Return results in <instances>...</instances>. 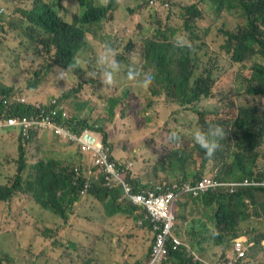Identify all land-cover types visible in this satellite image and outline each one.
<instances>
[{"label":"trees","instance_id":"16d2710c","mask_svg":"<svg viewBox=\"0 0 264 264\" xmlns=\"http://www.w3.org/2000/svg\"><path fill=\"white\" fill-rule=\"evenodd\" d=\"M103 1L99 4L98 0H71V5L67 0H53V4L33 0L31 8L24 5L15 7L9 17L19 19L21 24L17 29L20 30L11 34L5 25L0 24L3 33L0 46L3 44L10 46L11 50L7 57L15 59V62H18L19 57L24 53L21 48L22 40H27L32 45L45 46L42 69L36 72V76L42 77L43 74L47 75L55 69L66 67L74 57L77 60L78 56L91 47L96 46L104 50L105 45H110L119 55L117 60L120 63V70L115 74L114 81L120 80L121 85L115 88L112 83L105 87L113 88L115 91L127 84L130 87H137L135 93L130 89L126 91L124 89L122 97L116 95V98L111 97L112 112L120 104L121 99H129L132 94L136 97L149 89L154 90L155 96L165 94L174 100L177 107L168 109V115L161 114L162 127H165L167 132L175 131L182 138L191 139L192 143L184 147L177 144L178 148L163 155L162 159L159 160L157 157L159 160L157 164L153 159L157 153L151 154V157L145 161L144 167L132 173V179L127 178L133 188V194L154 190L157 186L172 189L190 184L196 187L200 181L207 178L205 174H210L213 182L218 181L221 184L243 183L245 180L264 181V155L261 158L262 162L258 163L261 157L259 149L264 145V118L258 119L260 110L258 106L251 105L237 110L236 117L230 123L238 120L239 117L241 119L236 124H230L228 137L219 138V146L211 157L195 143L193 137L187 136L186 130L192 129L193 126L187 128L180 125V122L186 120L185 115L191 113L201 117L200 123L196 126L197 130H206L210 124L219 125L224 129L229 124L227 120H230L226 113L216 108L204 109V111L200 109L204 101L214 98L213 82L211 72L203 71L197 75L201 61L194 55V48L191 47L189 39V34L193 38V28L197 24L209 21L214 12L217 17L221 16L224 22L225 48L231 54L233 62L243 63L257 55L264 59V0H141L137 9L125 4L127 0ZM4 4L5 1H0V7ZM7 8L6 12L0 14L2 22H5ZM123 12L135 14L149 25L143 27L139 21L136 26L138 40L142 46V60L138 62L129 59L126 53L120 51L125 35L116 34V31L122 27L119 19ZM13 25L15 24L12 23L10 26ZM237 27L239 28L234 31ZM129 64H136L142 69H151L154 79L149 86L145 87L138 78L128 82L132 79L127 75ZM89 66L91 71L95 68V63ZM96 72L98 73L99 69ZM120 72L121 74L118 75ZM251 72L250 77L244 78L242 93L262 100L264 99V63H254ZM87 76L89 78L74 91L79 101L82 99L79 89L92 88L96 93L102 88L97 85L98 75ZM1 95L12 98L17 93L1 79L0 97ZM81 102V110L93 108L89 106L87 100L83 99ZM62 104L65 106V103ZM23 105H18L21 114L31 115L34 111L33 107L28 106L27 103ZM49 106L51 104L43 107L48 109ZM3 110L7 114L4 118L0 117L1 123L14 114L13 111L8 110V107H3L0 100V116ZM78 122V129L81 132L89 129L98 136L103 145L111 146L108 142V134L102 128L91 124L89 119ZM56 123L60 124V119ZM51 135L47 131L40 139L39 145H44V148L57 146L67 151L71 162L57 160V149H53L49 153L50 157H46L44 154L46 149L40 148L41 160L29 166L26 151L20 146L19 152L12 160L18 166L15 177L8 180L7 184L0 183V204H9L18 196H24V201L15 218L0 216V229L13 225L19 228L28 227L36 222L37 213L47 212L51 217L57 216L56 214L64 215L63 205L66 204L67 199L73 203L80 199V193L89 191V195L96 198L105 213L93 216V222L101 232L100 238L95 241L99 255L107 260V264H134L137 260L142 264H149L158 230H154L152 222L146 216L147 211L143 210L146 220L143 222L140 217L139 222L135 212L140 207L133 203L130 195L125 193L124 187L121 189L111 187V194L106 192L107 188L98 186L94 182L101 175L110 176L95 163L97 157L94 156V152L89 156L76 142L64 140L58 135H54L56 139H53ZM2 140L3 138L0 139V151ZM58 141L62 145H59ZM228 142L238 149L223 155V149L229 145ZM5 146L9 147L7 143ZM198 158H201L199 163L189 162L179 167L177 165L183 159ZM26 168L31 171L21 175ZM3 172L0 169V179ZM201 193H190L187 195L188 199L183 195L178 196L176 207L177 211L178 207L181 209L182 214L181 217L177 216L173 228V233L177 237H180L178 234H182L192 241H199L195 243L197 245L203 243L218 246L225 254L231 252L238 242L243 243L246 254L264 248V226L253 223L252 232L249 233V239L252 240L244 242L241 239L246 234L242 227L245 222L264 221V187L238 186L234 194H231L227 187H218ZM76 213L83 214L81 211ZM205 217H209L210 221H204ZM59 218L68 221L66 217ZM209 226H212L213 233ZM260 228L263 231L257 232ZM145 232L153 233V243L150 244L145 255L138 257L139 252L143 250L142 247L145 246L139 234L146 236ZM116 240H119L117 245L120 249L117 253ZM47 248L54 264L58 243L52 236L47 240ZM187 248L184 242L176 252L170 253L168 259L160 264H199L193 262V259L191 261ZM201 249L203 248H198V251Z\"/></svg>","mask_w":264,"mask_h":264},{"label":"rangeland","instance_id":"374dc122","mask_svg":"<svg viewBox=\"0 0 264 264\" xmlns=\"http://www.w3.org/2000/svg\"><path fill=\"white\" fill-rule=\"evenodd\" d=\"M0 1H5L3 6L5 12L8 6L5 28L11 34L17 33L20 29H16L14 32L10 30L15 26H19L21 23L18 18L11 19L9 16L14 12L15 7L24 5L25 7L31 8L33 6V0ZM37 1H46L53 4V0ZM67 1L72 5L71 0ZM103 2V0H98L99 4ZM140 3L141 0H127L125 4L132 9H137ZM139 21L143 27L149 26L147 22L139 19L137 15L123 12V15L119 19L122 27L116 31V34L125 35V40L121 44L120 51L126 53L127 57L135 62L142 60V46L139 43L136 31V26ZM12 23L15 25L10 26ZM238 28H235L234 31ZM193 29V38L189 34V39L191 41V47L194 48V55L201 61L197 75L203 71L211 72L213 82L214 98L204 101L200 105V109L204 111V109L216 108L230 117V120H227L229 124L223 129V137L227 138L228 131L231 129L230 122L236 117L238 109L256 105L261 112H264V99H254L242 93L244 78L250 77L252 65L256 62L264 63V59L257 55L243 63L237 64L233 62L231 54L225 48L226 37L224 31L226 30L224 22L221 16L217 17L214 12L209 21L197 24ZM0 38H3L1 30ZM21 48L24 53L19 57L18 62H15V59L6 57L5 62L0 64V73L4 74L5 82L13 84L17 81L19 84L14 89L15 92L29 97L39 105H49L53 100L61 104L65 103V109L69 111L70 116L78 120L90 119L91 124H96L97 127L102 128L108 134V142L111 144L114 156L119 160L123 159L128 163H133L131 171H123V175L129 180L132 179V173H136L141 167H144L145 161L151 157V154L157 153L153 156L157 164L163 158V155L177 149V144L183 147L191 145L192 140L184 139L182 136H180L181 139L178 142L168 139L169 132L165 130V127H162L163 120L160 117L162 113L168 115V109H175L177 106L174 104V100L165 94L155 96L153 89L143 91V93L138 94L136 97L132 94L129 99H121L120 104L112 112L111 106L113 105L110 98H116V96L122 97L124 89L125 91L126 89H130L131 92L135 93L137 87H130L127 84L115 91L113 88L107 89L99 79L97 80V85L102 88L98 92L95 93L92 88L86 90L79 89L82 96L81 101L85 99L89 102V106L93 107L92 109L81 110L82 102L76 99L75 95L77 93H74V91L89 78L87 76L90 71L89 65L95 63V68L90 73L96 72L99 69L96 60L103 53V49L95 46L85 50L77 58L79 67L67 74L64 78H60L58 69H55L47 75L43 74L42 77L36 76V72L42 69L43 66L44 60L42 55L45 51V46L32 45L27 40H22ZM0 50L8 53L11 48L3 44L0 46ZM118 58L119 55L116 54V59ZM120 74L121 72L118 75ZM130 81H133V78L128 82ZM113 83L115 88L121 85L120 80L117 82L113 80ZM185 117L186 120L180 122V125L187 126V128L192 125L193 128H188L186 134L188 137H193L194 132L197 130L196 126L201 121V117L196 113L187 114ZM171 120H174V118H171ZM181 129L180 127L179 130ZM0 132L4 133L1 129ZM44 134L37 135L28 144L26 148L27 163L31 166L32 164L30 162L33 161V163H36L40 161L42 158L41 149H46L44 151L46 157H50L49 153L53 149H57V160L70 163L71 159L67 151L61 150L57 146L44 148V145H39V141ZM51 138L56 139L54 135H51ZM228 143L229 145L223 149V155L226 152L238 149L231 142ZM59 145H62V143L59 142ZM259 153L261 157L258 163H261L262 155H264V145L259 149ZM157 157L159 160H157ZM199 159L201 158L183 159L177 165L179 167L189 162L199 163ZM211 166L212 164H210ZM17 169V164H14L10 165L9 169L4 170L1 174V183L6 184L8 180L13 179L17 173ZM205 175L207 178H211L209 176L210 174ZM121 182L124 183L122 180ZM225 184L232 183L226 182ZM113 188L121 189V183L116 182ZM106 192L112 194V189L107 188ZM23 201L24 196H18L9 204H0V216L4 215L15 218L19 214V207ZM90 201V198H82L79 206ZM138 206L140 207L138 210L141 211V214L136 211L135 215L139 222L140 217H142L144 222L146 220L145 212L140 205ZM78 211L83 212V214L76 213V206L73 207L72 214L67 222L56 216L51 217L45 212L37 213L35 216L36 222L28 227L19 228L13 225L6 229H0V264H52L47 248V240L50 236L56 239L58 243V248L55 251L56 257L54 264L57 262L59 264H107V260L101 257L99 251L95 248V241L100 238L101 232L99 227L93 222V216L105 214L101 205L98 208H94V212H88L85 207H79ZM181 214V209L178 207L177 216L181 217ZM146 216L148 217V214ZM203 220L209 222L210 218L205 217ZM252 224L253 222H245L242 226L246 233L241 238L244 242L252 240L249 239V233L252 232ZM209 227L211 233H213L212 226ZM110 228L111 226H109ZM262 231L263 229L261 228L257 230V232ZM145 233L147 234L146 236L139 234L145 246L142 247L143 250L139 252L138 257L145 255L150 244L153 243V233ZM178 235L184 242L188 239L185 235ZM118 241L116 240L115 242L116 253L120 250L117 245ZM198 242L193 240L192 243ZM191 245L188 246L187 250L192 261ZM225 255V252L221 249L215 248L212 244H208L204 248L202 259L205 263H213L214 258L218 259ZM134 264H142V262L137 260ZM239 264H264V248L248 252L246 259Z\"/></svg>","mask_w":264,"mask_h":264},{"label":"clouds","instance_id":"9594fccd","mask_svg":"<svg viewBox=\"0 0 264 264\" xmlns=\"http://www.w3.org/2000/svg\"><path fill=\"white\" fill-rule=\"evenodd\" d=\"M1 9H4V11L1 12L0 14L5 12V8L3 6L0 7V10ZM96 63L99 66V72L98 73L92 72V73H89L87 75H91L93 77H96L98 75L100 81H102V83L104 85L112 84L114 77H115V74L120 70V63L116 59L115 49H113L110 45H105L104 51L101 55H99L97 57ZM78 67H79V62L74 57L67 64L66 67L59 68L58 75L60 78H64L67 74L71 73L72 71H74ZM127 75L130 78H138L139 81L145 87L149 86L150 83L154 79V73L151 71V69H142L140 66H138L136 64H129V66L127 68ZM22 98H26V101L21 102L20 100ZM0 100H2V106L3 107L4 106L8 107V110L13 111V113H14L12 116H8V119L4 123L0 122V129L4 131V133L0 132V135L5 139L7 136H9L11 134H13V135L17 134L18 139H19L18 148H17L18 152H19L20 146H22L23 151H26L28 144L33 139H35L37 135H39L41 133H46L48 131V128L45 125L42 117H40V115H39L42 110H44L46 113H51L55 110L58 111V116H57V119L55 120V122H57L60 119L61 123L65 124V126L75 134H77L80 131L78 129L79 128V122H78L79 120L70 116L69 111L65 109V106L61 103L59 104L55 100H53L52 103H50L51 106H49L48 109L43 107L46 104L39 105L38 103H36V101H33L29 97H27L23 94H20V93H17V95L15 97H12V98H7L6 96L1 95ZM5 101H7L8 103H5ZM54 101H55V103H54ZM24 103H27L28 106L33 107L34 111L32 112L31 115H22L21 114L22 111H19L18 105L24 106L23 105ZM12 107H14V109H12ZM6 114L7 113H4V110H3L0 117L4 118ZM257 117H258V119L264 118V112H261L259 110ZM10 119H15L16 122L13 125H9ZM240 119L241 118L239 117L238 120H240ZM238 120H236L230 124L231 125L236 124V122ZM49 133H51L52 135H55L54 133H52L50 131H49ZM223 136H224V131H223L222 127H220L219 125L210 124V125H208L206 130H200V129L196 130L193 134V139H194L195 143L198 144L205 151V154L207 156L211 157L214 154L217 147L219 146V144H218L219 138H221ZM168 139L171 141H174V142H178V141H180L181 138L177 132L171 131L168 133ZM64 140L70 141L68 139H64ZM26 156H27V153H26ZM114 159L116 161H118V163H120V168L119 169L115 168V172L123 173V171H125V170H129V171L132 170L133 163H128L123 159L119 160L116 157ZM29 171H31V169L26 168L22 171L21 175L23 173H27ZM0 183H1V181H0ZM1 184H4V183H1ZM113 185L112 186L106 185L105 188H111V187H113ZM123 186H122V188H123ZM183 186H185V185H183ZM235 191L233 193H231V191H230V193L234 194ZM190 193L191 192H189L187 194H182V195H189ZM85 194L86 193H83V192L80 193L79 194L80 199L73 201V203H70V201L67 199L66 204L63 205L64 215L56 214L58 216V218L59 217H66L67 219H69V217L72 214L73 207L76 206V211H78L79 207H82V204L80 206H79V204H80L82 198H84ZM182 195H181V197H182ZM176 213H177V207H176ZM251 222H253L255 225H260L262 227L264 226V221H262V220H255V221H251ZM236 244L234 245V249H231V252L227 253L225 256L219 257L218 262L222 258L228 257L230 255H233L236 258L238 256V253L235 250ZM242 245H243V243H242ZM202 251H204V249H202ZM243 252H244V256L237 258V262H238L237 264L242 263L246 259V248H244V245H243ZM195 262L199 263V264H213V263H205L204 261L198 260V258L195 259Z\"/></svg>","mask_w":264,"mask_h":264},{"label":"built area","instance_id":"2783aa9c","mask_svg":"<svg viewBox=\"0 0 264 264\" xmlns=\"http://www.w3.org/2000/svg\"><path fill=\"white\" fill-rule=\"evenodd\" d=\"M3 11L4 9H1L0 13ZM20 101L25 102L26 98H22ZM5 103L8 102L5 101ZM39 115L42 117L45 125L49 129L48 131L61 136L62 139H68L72 142H76L89 156L91 155V152H94V156L97 157L95 163L101 166L104 172L115 176L114 180L109 182L107 185L112 186L116 182L122 183L120 180V173L115 172V168H120V163L114 159L115 156L112 148L108 145H103L94 132L89 129H85L83 132L79 131L75 134L70 131L65 124H57L55 120L57 119L58 111L56 110L51 113H46L42 110ZM15 122V119H10L9 125H13ZM122 184L124 185L123 187L125 193L130 195L134 204L140 205L147 211L148 218L152 222L154 230H158L156 233V240L151 251L149 264H160L164 262L168 259L170 253L176 252L179 247L184 244L183 240L173 233V228L177 222L176 201L178 196L189 192L202 194L201 192H206L211 188L215 189L218 187H228L231 193H233L238 186H240V188L248 186L264 187V181L254 182L245 180L243 183L221 184L218 183V181L213 182V179L211 178H205L200 181L196 187H193L190 184L177 186L172 189H164L157 186L154 190L151 189L135 195L133 194V188L129 185L128 180L124 181ZM235 250L238 253L236 258L233 255H230L222 258L217 264H237V258L244 256L243 245L241 242L236 244Z\"/></svg>","mask_w":264,"mask_h":264},{"label":"crops","instance_id":"0c3cea01","mask_svg":"<svg viewBox=\"0 0 264 264\" xmlns=\"http://www.w3.org/2000/svg\"><path fill=\"white\" fill-rule=\"evenodd\" d=\"M7 21H0V24L1 25H5ZM18 28V26L12 28L10 31L11 32H14L16 29ZM8 56V53L5 52L4 50H0V64H2V62H5V59L6 57ZM0 78L3 80V83H5L7 86H9V88H17V85L19 84L17 81H15L13 84H8L5 82V78H4V74L0 73ZM3 137L0 135V139H2ZM4 140V141H3ZM2 140V148H1V151H0V169L2 171L6 170V169H9L10 168V165H14L15 163L12 162V160L16 157L17 155V148H18V143H19V139H18V136L17 134H11L9 136H7L5 139L3 138ZM5 143H7L9 145V147L5 146ZM10 160V161H8ZM36 162V161H35ZM30 164L34 165L35 163L30 162ZM31 165V166H32ZM30 166V165H29ZM121 177L120 179L124 182V181H127L128 179L123 175V173H120ZM115 176H104V175H101L99 176L98 178H96L94 180V182L96 184H98V186H102L105 188V186L109 183V182H112L114 180ZM91 188V186H90ZM183 197L187 198L188 199V196L187 195H183ZM84 198L87 199V198H90L91 201L89 203H84L82 204V207H85L87 209L88 212L92 211L94 212V208H98V206H100L99 202L96 200V198H94L93 196H90L89 195V191L84 195ZM202 198V197H201ZM144 210V209H143ZM138 213H141L140 210H138ZM193 241L188 238L186 241H185V244L187 246H190L191 243ZM206 245H204L203 243L201 245H197L195 243H192L191 245V248H190V251L192 253V259H193V262H195V259L198 258V260L200 261H203L202 259V254L204 251L199 250L198 251V248H205ZM215 248H219L218 246H214ZM207 257H209V255L206 254ZM186 260V259H185ZM218 262V259L217 258H214V261H213V264H216ZM196 263V262H195Z\"/></svg>","mask_w":264,"mask_h":264},{"label":"flooded vegetation","instance_id":"af4514ba","mask_svg":"<svg viewBox=\"0 0 264 264\" xmlns=\"http://www.w3.org/2000/svg\"><path fill=\"white\" fill-rule=\"evenodd\" d=\"M89 120H90V119H89ZM90 123H91V120H90ZM122 186H123V185L121 184V188H122Z\"/></svg>","mask_w":264,"mask_h":264}]
</instances>
